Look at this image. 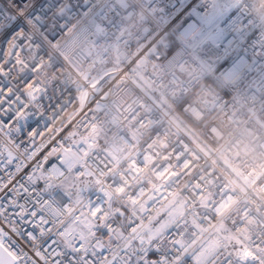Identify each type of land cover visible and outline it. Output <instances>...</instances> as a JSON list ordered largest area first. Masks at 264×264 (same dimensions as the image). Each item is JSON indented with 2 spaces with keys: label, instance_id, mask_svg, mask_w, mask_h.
Segmentation results:
<instances>
[{
  "label": "built area",
  "instance_id": "built-area-1",
  "mask_svg": "<svg viewBox=\"0 0 264 264\" xmlns=\"http://www.w3.org/2000/svg\"><path fill=\"white\" fill-rule=\"evenodd\" d=\"M213 1L0 0V31L17 19L55 97L31 118L57 161L43 203L27 201L47 223L0 218L6 249L29 264H197L206 241L198 264H233L240 239L264 261V0L236 2L219 39L197 17ZM175 198L183 213L142 251L138 232Z\"/></svg>",
  "mask_w": 264,
  "mask_h": 264
},
{
  "label": "snow or ice",
  "instance_id": "snow-or-ice-1",
  "mask_svg": "<svg viewBox=\"0 0 264 264\" xmlns=\"http://www.w3.org/2000/svg\"><path fill=\"white\" fill-rule=\"evenodd\" d=\"M197 17L202 25H215L216 37L219 39L222 37V26L228 24L231 14L222 19L216 13H205L204 16L197 14ZM193 28L195 25H189V29ZM24 30L14 18L7 28L0 31V218H7L11 222L14 218L25 221L26 217H39L46 224L47 220L40 216L43 209L38 211L29 208L27 201L35 196L33 203H43L39 185L45 179L44 174L57 163L49 159L56 148L52 147L45 155L49 143L37 144V136L43 139V134L38 120L31 117L34 116V110L45 107V100L49 108L54 107L55 97L49 95V84L38 78L42 63L35 56L31 62L23 59L24 54L32 51L33 44L31 38L22 34ZM57 103L63 106L62 101ZM26 222L43 234L44 229L40 224L32 223L31 220ZM16 234L22 238H33L35 235L28 229ZM6 238L13 248L16 247L3 227H0V250L8 251L14 260H23V264H29L28 257L5 248ZM245 255L251 253L246 252Z\"/></svg>",
  "mask_w": 264,
  "mask_h": 264
},
{
  "label": "rangeland",
  "instance_id": "rangeland-1",
  "mask_svg": "<svg viewBox=\"0 0 264 264\" xmlns=\"http://www.w3.org/2000/svg\"><path fill=\"white\" fill-rule=\"evenodd\" d=\"M240 0H214L212 7L208 13H216L220 18L230 11L232 6ZM200 21V20H199ZM201 23V22H200ZM206 28H209L208 25H204ZM61 188L65 190H70L72 197L78 201L82 198L86 186H80L78 180L71 181L70 179L64 180L60 185ZM183 213V207L181 205L180 199L175 198L170 203H168L158 214L151 217L146 223L142 226V229L138 232V237L135 239L136 246H143L142 251H146L148 247L160 237L164 232L181 216ZM126 221L122 219L119 222L120 232L126 234L125 231ZM81 226V225H80ZM216 244L219 245L222 243L221 239L216 237ZM206 242V241H205ZM203 243L199 248L195 249L194 260L195 263H200V261L208 255L212 250ZM246 248H243L242 245H236L233 242V252L235 262L233 264H247L245 260V251Z\"/></svg>",
  "mask_w": 264,
  "mask_h": 264
},
{
  "label": "crops",
  "instance_id": "crops-1",
  "mask_svg": "<svg viewBox=\"0 0 264 264\" xmlns=\"http://www.w3.org/2000/svg\"><path fill=\"white\" fill-rule=\"evenodd\" d=\"M234 243L236 245H242L243 248H246L244 243L240 239H234ZM245 251L249 252L247 249H245ZM246 258H248V260L246 261L247 264H264V261L260 257H257L252 253L251 255L246 256Z\"/></svg>",
  "mask_w": 264,
  "mask_h": 264
},
{
  "label": "water",
  "instance_id": "water-1",
  "mask_svg": "<svg viewBox=\"0 0 264 264\" xmlns=\"http://www.w3.org/2000/svg\"><path fill=\"white\" fill-rule=\"evenodd\" d=\"M0 264H14V260L5 250H0Z\"/></svg>",
  "mask_w": 264,
  "mask_h": 264
},
{
  "label": "trees",
  "instance_id": "trees-1",
  "mask_svg": "<svg viewBox=\"0 0 264 264\" xmlns=\"http://www.w3.org/2000/svg\"><path fill=\"white\" fill-rule=\"evenodd\" d=\"M148 256H149V257H152V253H150Z\"/></svg>",
  "mask_w": 264,
  "mask_h": 264
}]
</instances>
